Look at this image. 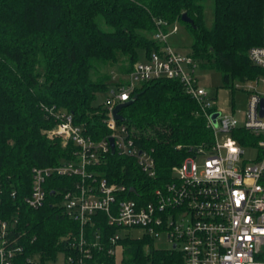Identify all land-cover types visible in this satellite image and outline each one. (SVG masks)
Returning a JSON list of instances; mask_svg holds the SVG:
<instances>
[{
    "label": "trees",
    "instance_id": "1",
    "mask_svg": "<svg viewBox=\"0 0 264 264\" xmlns=\"http://www.w3.org/2000/svg\"><path fill=\"white\" fill-rule=\"evenodd\" d=\"M205 1L0 0V219H17L9 230L24 251L19 261L26 255L44 260L54 257L64 249L66 238H75L79 232V224L66 216L60 203L61 192L70 189L76 178H47V196L39 208H28L23 200L31 191L33 167L72 160L76 149L71 143L48 139L47 130L56 119L41 105L71 114L92 139L105 137L108 110L95 100L118 83H109V74L92 76L100 64L114 65L124 57L130 66L139 60L140 49L145 50V57L157 50L160 44L153 34L158 21L186 26L192 37L189 55L202 68L219 72L223 86L264 74L248 58L249 48L262 43L264 0H212L210 27L204 24ZM184 12L195 27L181 20ZM125 70L128 67L121 65V71ZM130 100L120 113L135 145L154 158L152 186L169 180L173 166L213 143V132L199 106L178 81L144 82ZM232 136L242 146L257 139L243 128ZM91 169L137 191L143 188L144 176L134 161L116 153L108 152ZM261 182L264 185V177ZM95 227L106 244L116 231L105 218ZM152 240L149 236L121 238L122 263H182L177 250L155 248ZM115 256L104 254L101 260L115 264Z\"/></svg>",
    "mask_w": 264,
    "mask_h": 264
},
{
    "label": "built area",
    "instance_id": "2",
    "mask_svg": "<svg viewBox=\"0 0 264 264\" xmlns=\"http://www.w3.org/2000/svg\"><path fill=\"white\" fill-rule=\"evenodd\" d=\"M156 25L153 38L160 44L159 48L145 60L134 62L125 78L116 81L118 84L109 91L105 103L108 110L105 137L94 140L73 121L71 114L41 105L56 119L47 130L48 138H61L64 144L71 143L76 149L72 160L33 167L31 191L23 200L28 208H39L47 196V178L54 175L76 178L70 189L61 192L60 203L66 216L79 224V232L75 238H66L64 249L54 257L44 260L41 256L26 255L19 261L24 251L11 239L9 230L17 219H0V264H45L56 261L59 254L63 264H105L102 255H115L116 249H121L118 241L130 237L129 231L136 228L151 238L165 235L169 248L181 254V264H264V185L261 182L264 177V106H261L264 74L245 81L248 99L242 122L233 115L219 114L214 126L210 116L216 110H212L211 97L198 86L195 75L198 63L168 42L177 26L161 21ZM161 25L168 30L163 31ZM248 58L264 70V11L262 43L249 48ZM159 79L175 80L182 85L212 130L213 143L185 157L172 167L169 180L154 187L150 184L156 176L154 158L135 145L131 129L124 121L113 118L112 109L130 100L142 83ZM238 128L257 137L246 145L257 150L256 158L249 164L242 159L245 146L232 136ZM219 133L225 137L222 143ZM109 138L113 139L114 153L132 159L146 178V186L141 191L132 185L110 181L91 169L111 153ZM102 218L116 228L107 244L95 227Z\"/></svg>",
    "mask_w": 264,
    "mask_h": 264
},
{
    "label": "rangeland",
    "instance_id": "3",
    "mask_svg": "<svg viewBox=\"0 0 264 264\" xmlns=\"http://www.w3.org/2000/svg\"><path fill=\"white\" fill-rule=\"evenodd\" d=\"M213 21V5L212 0H206L204 2V24L206 27H210ZM177 26V30L175 32H171L168 37V42L172 45L173 48L181 52L182 54H189L190 46L192 43V37L183 24L174 23L172 26ZM170 28V27H169ZM171 29V28H170ZM169 29V31H170ZM139 60H145V50L140 49L138 51ZM126 65L130 70L133 66L124 60V57H120L118 62L114 65H103L100 64L97 66V73L94 74L92 77L98 78L100 75L109 74L110 80L109 83H113L118 81L119 79L125 78V75L128 71H121V65ZM195 75L198 80V86L204 89L209 97H214L212 101L213 106H215L216 111L223 115H233L238 119L239 122L242 120L246 106H247V99L248 93L246 92V87L248 82L241 81V80H234L232 86H223L221 75L219 72L208 69L202 68L200 65L195 69ZM259 91H262L261 87H259ZM109 93H99L96 97V104L97 103H106L109 98ZM219 141L222 143L225 137H222L221 133L218 135ZM49 139V138H48ZM60 140L61 143L64 144L63 139L61 138H53V140ZM52 140V139H50ZM67 143L65 145H68ZM257 156V150L255 148H251L250 146L243 147V155L242 159L245 163L249 164L252 160H254ZM145 177L141 178V185L145 187L144 183ZM120 234L121 232L118 231ZM130 237L134 239H142L145 237V233L142 229L136 228L131 229L129 231ZM153 247L155 248H169L171 245L167 243L166 236L161 235L160 237H153L152 240ZM123 247V246H122ZM123 248H117L115 260V264H124L122 263V251ZM148 249V246H145V250ZM45 264H63V257L61 254L57 255L56 261L46 262ZM132 264V263H129Z\"/></svg>",
    "mask_w": 264,
    "mask_h": 264
},
{
    "label": "water",
    "instance_id": "4",
    "mask_svg": "<svg viewBox=\"0 0 264 264\" xmlns=\"http://www.w3.org/2000/svg\"><path fill=\"white\" fill-rule=\"evenodd\" d=\"M181 20L183 22L189 23L192 27H195L193 20L184 12L181 15ZM131 102V100L125 101V102H121L118 103L117 105L114 106V108L112 109V116L114 119L118 120V121H123L124 117L121 115L120 110L125 107L126 105H128ZM261 106H264V99L261 100ZM219 112L215 111L211 114V120L214 124V126L217 125V117L219 116ZM109 142H110V148H111V153H114V145H113V139L109 138ZM131 190H134V188H131ZM175 246L173 245L172 248H174Z\"/></svg>",
    "mask_w": 264,
    "mask_h": 264
},
{
    "label": "crops",
    "instance_id": "5",
    "mask_svg": "<svg viewBox=\"0 0 264 264\" xmlns=\"http://www.w3.org/2000/svg\"><path fill=\"white\" fill-rule=\"evenodd\" d=\"M243 117H244V115H243ZM242 120H243V118H242ZM242 120H240V121L242 122ZM246 145H248V144H246Z\"/></svg>",
    "mask_w": 264,
    "mask_h": 264
}]
</instances>
